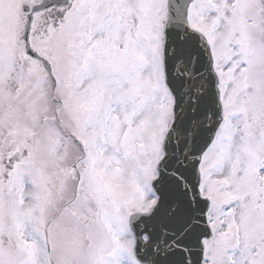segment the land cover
Segmentation results:
<instances>
[{"label":"snow or ice","instance_id":"6c2138e0","mask_svg":"<svg viewBox=\"0 0 264 264\" xmlns=\"http://www.w3.org/2000/svg\"><path fill=\"white\" fill-rule=\"evenodd\" d=\"M0 264H264V0H0Z\"/></svg>","mask_w":264,"mask_h":264}]
</instances>
